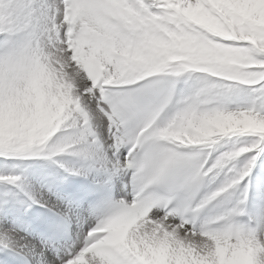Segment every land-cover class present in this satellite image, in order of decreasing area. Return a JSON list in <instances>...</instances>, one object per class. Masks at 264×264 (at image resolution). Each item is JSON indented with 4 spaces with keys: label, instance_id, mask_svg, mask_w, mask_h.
<instances>
[{
    "label": "snow or ice",
    "instance_id": "6c2138e0",
    "mask_svg": "<svg viewBox=\"0 0 264 264\" xmlns=\"http://www.w3.org/2000/svg\"><path fill=\"white\" fill-rule=\"evenodd\" d=\"M0 264H264V0H0Z\"/></svg>",
    "mask_w": 264,
    "mask_h": 264
}]
</instances>
